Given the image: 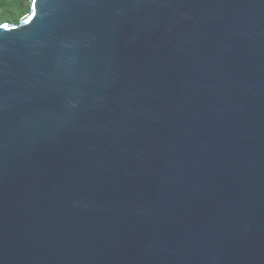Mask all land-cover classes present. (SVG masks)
<instances>
[{
  "label": "water",
  "instance_id": "obj_1",
  "mask_svg": "<svg viewBox=\"0 0 264 264\" xmlns=\"http://www.w3.org/2000/svg\"><path fill=\"white\" fill-rule=\"evenodd\" d=\"M0 264H264V0L0 25Z\"/></svg>",
  "mask_w": 264,
  "mask_h": 264
},
{
  "label": "trees",
  "instance_id": "obj_2",
  "mask_svg": "<svg viewBox=\"0 0 264 264\" xmlns=\"http://www.w3.org/2000/svg\"><path fill=\"white\" fill-rule=\"evenodd\" d=\"M32 11V0H0V25L19 24Z\"/></svg>",
  "mask_w": 264,
  "mask_h": 264
},
{
  "label": "rangeland",
  "instance_id": "obj_3",
  "mask_svg": "<svg viewBox=\"0 0 264 264\" xmlns=\"http://www.w3.org/2000/svg\"><path fill=\"white\" fill-rule=\"evenodd\" d=\"M24 18V17H23Z\"/></svg>",
  "mask_w": 264,
  "mask_h": 264
}]
</instances>
